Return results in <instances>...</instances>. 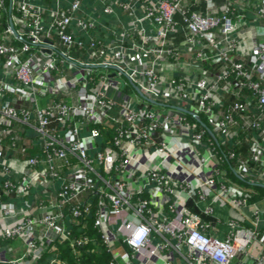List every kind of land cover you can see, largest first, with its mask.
I'll use <instances>...</instances> for the list:
<instances>
[{"label": "built area", "instance_id": "built-area-1", "mask_svg": "<svg viewBox=\"0 0 264 264\" xmlns=\"http://www.w3.org/2000/svg\"><path fill=\"white\" fill-rule=\"evenodd\" d=\"M93 1L128 27L106 41L86 0H0L1 237L27 246L0 264L56 242L106 264L182 247L189 264H264V199L228 177L264 190V0ZM221 202L235 214L224 239Z\"/></svg>", "mask_w": 264, "mask_h": 264}, {"label": "crops", "instance_id": "crops-1", "mask_svg": "<svg viewBox=\"0 0 264 264\" xmlns=\"http://www.w3.org/2000/svg\"><path fill=\"white\" fill-rule=\"evenodd\" d=\"M94 5L95 4L93 0H86L84 4V10L87 11L89 14H91L93 18H96L99 21L100 26H103V29L97 33L98 37L102 36L103 39L108 41L111 38V32H109L107 28L112 29V31H115V29L117 28L120 31V26L125 25V27H128L129 20L126 16V13L123 12L122 10H119V9L116 10V13L114 15H106L103 12H101V10L96 8ZM26 136H28L29 138H33L30 132H27ZM24 159L25 158L21 157L20 155L18 156L14 155V158L8 159V164L10 163L17 170H21L24 167H26V163L24 162L26 160ZM228 177L231 178L235 184L240 185L237 183V182H240L239 180H236L230 175ZM4 179L5 178L2 175H0V186L2 185ZM20 180H21V177L18 175L16 181H20ZM44 187H46L44 183L38 184V187L36 188L33 187L32 191H30L31 195H34L35 192L40 193L41 191H44L46 189ZM19 191H20L19 189L16 190L14 194L9 198L11 199L10 200L12 202L11 204H14V202H17L18 207L20 206L21 208H26L27 205L29 204V201L32 199V196L22 195ZM182 201L184 203L188 202L187 207L190 210H192V212L197 213V214L202 213L209 206V202L207 201H201V202L199 201L197 204L195 201H188L186 196H183ZM225 205L226 204H224L223 202L219 204L218 203L215 204L214 213H215L216 218H218L216 216V206L220 207V206H225ZM221 208H224V207H221ZM230 210H231L230 211L231 214L233 213V217H234L235 214H234V211L231 209V207H230ZM0 217H1V213H0ZM229 218L231 219V217ZM230 219H228V221ZM203 220H209V218L207 219L206 217H203ZM228 221L226 223L227 227H228ZM216 222L217 221L215 220V223ZM223 225H224L223 221L220 218H218V222L215 225L216 226L215 228H217L218 233L216 232V233H211V234L213 236H217L221 239H224L229 232V228H228V232H226V229L222 228ZM66 226L70 229V231L73 232L74 235L79 233L80 226L78 225L71 226L70 224H67ZM3 227H4V222L0 219V259L6 262V261L21 258L27 252L26 243L21 238H18L15 240H4L1 237ZM88 232L91 233L94 231L92 229H88ZM94 234L95 232L92 235ZM157 241L158 240L155 237L154 242L157 243ZM172 244L175 246L177 245L175 240H172ZM67 253L70 255V257L68 256ZM101 253L102 254H93V255H97V258H100V259L102 257H104V259L106 258V263H107V260L109 259V255L105 252H101ZM84 254H87V253L83 252L82 256L80 255L78 258H76L77 255L74 254L73 249L70 247L68 243L56 242L55 244L49 245L48 248L45 250V255L41 259L37 260L36 263L34 264H50L48 263L50 260L49 258L55 260L54 264H85ZM185 254H186V249L182 247L180 254H178V252L174 250H171L170 252H167V254L162 255L160 258L153 257L152 260H150L147 264H165L167 262L171 264H189L183 256ZM193 264H198V262L195 261ZM232 264H251V261L245 260L242 254H238L235 260L232 262Z\"/></svg>", "mask_w": 264, "mask_h": 264}, {"label": "rangeland", "instance_id": "rangeland-1", "mask_svg": "<svg viewBox=\"0 0 264 264\" xmlns=\"http://www.w3.org/2000/svg\"><path fill=\"white\" fill-rule=\"evenodd\" d=\"M237 183L240 184L239 186H241L244 190L251 191L252 193H254L255 191H258L260 194L256 195L255 200L264 199V190L260 188H255L253 186L246 185L242 182H237ZM221 207H224V208H221ZM258 208H261V210H264V201L260 203V206ZM230 211H231L230 206H228L227 204L225 206H220V207L216 206V216L223 221L224 225L222 226V228H225L226 232H228V227L226 223L228 219H230L229 217L233 218V213L231 214ZM262 218L264 219V214L262 215ZM256 252H257V248H255V245H253L252 249L250 250V253L255 254Z\"/></svg>", "mask_w": 264, "mask_h": 264}, {"label": "trees", "instance_id": "trees-1", "mask_svg": "<svg viewBox=\"0 0 264 264\" xmlns=\"http://www.w3.org/2000/svg\"><path fill=\"white\" fill-rule=\"evenodd\" d=\"M68 256L70 257L69 254ZM84 261H85V264H99V263L104 264L106 263V258L104 259V257H102L100 259V258H97V255L84 254Z\"/></svg>", "mask_w": 264, "mask_h": 264}]
</instances>
